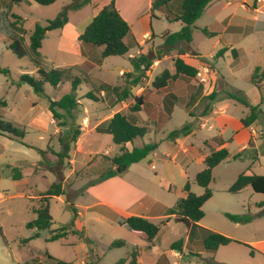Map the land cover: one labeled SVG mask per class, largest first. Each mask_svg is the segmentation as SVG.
<instances>
[{"label": "rangeland", "instance_id": "obj_1", "mask_svg": "<svg viewBox=\"0 0 264 264\" xmlns=\"http://www.w3.org/2000/svg\"><path fill=\"white\" fill-rule=\"evenodd\" d=\"M82 1L57 0L51 5H41L33 0L22 3L0 0V66L11 70L10 76L0 73V101L6 102V106L0 104V115L24 131L25 143L46 151L40 155L36 149L10 136H0V264H51L53 259L45 255V251L55 259L73 264H119L123 258L127 259L123 264H131L135 250L138 252L137 264H207L209 261L215 264H264L262 247L256 243L264 239V194L254 191L249 185L238 193L229 191L243 172L250 170L264 174V119L253 125V129L258 128L259 131L256 129L253 133L256 137L243 153V158H230L213 169L209 185L213 195L204 203L205 215L199 222V226L238 242L220 246L214 254L209 253L210 256L202 258L198 253L204 251L202 239L196 237L191 241L187 226L176 222L174 217L167 224L160 225L153 247L141 234L120 223L127 218L125 213L129 211V214H145L150 221L160 224L167 219V210L187 195L184 191L186 183L190 184L191 192L203 194L205 188L197 184L196 178L205 168V163L198 162L191 153L199 156L198 150L202 154L211 152L205 141L216 145L223 139L228 140L227 149L232 155L242 149L243 144L234 135L250 109L229 98L228 94L241 92L251 104L260 103V92L252 84L251 76L256 67L264 68V30L254 19L258 16L264 22V0H213L193 25L190 45L183 42L177 45L185 52L187 63L201 71L209 69L207 74H203L205 83H201L196 75L192 78L180 76L179 79L184 81L171 80L166 90L157 91L152 86L153 80L163 71L176 72L174 60L181 55L179 50L176 56L162 60L154 70L151 67L146 71V76L132 93L137 95L140 87L144 88L141 93L146 102L138 118L149 132L126 147L132 149L154 141L159 143V147L123 173L111 177L112 180L108 178L96 184L91 192L88 191L93 186L90 183L100 179L110 168H115L110 158L120 153V146L113 142L111 135L98 133L95 127L116 110L127 112L133 99L111 108L107 101L93 100L85 95L102 81L122 86L131 81L137 75L129 74L134 71L132 56L137 54L143 40L139 43L129 36L126 39L129 51L125 55L103 58L102 48L84 43L78 37L98 11L112 0H92L85 5L74 6ZM228 1L230 5L225 6ZM151 2L115 0L137 39H142L147 30L154 32L155 38L148 40L146 50L150 57L155 58L164 43L162 35L181 30L183 23L170 21L167 14L159 10L152 15ZM181 3L182 0H174L170 9L178 12ZM65 8H68V23L46 33L39 58L31 52L19 58L13 52L10 48L12 37H22L28 47L35 25H45L48 20H54ZM231 14L236 15L232 16L233 20L228 18ZM14 15L22 17V22L16 26ZM229 26L231 29L226 32ZM204 29L211 34L205 33ZM223 48L226 51L219 55ZM232 49H236L238 56ZM35 63L46 68L74 67L73 75L84 79L76 91L81 104L74 112L75 123L81 126V135L77 142L71 144L67 153L69 158L62 159L63 165L58 163V156L52 151H62L60 136L69 129L72 121L62 126L53 118L49 102L71 93L72 83L67 81L57 87L46 83L44 95L35 93L28 84L18 85L16 82L22 74L36 73ZM262 87L264 91V83ZM213 92L216 99L212 101L208 95ZM175 93L181 99L176 96L179 99L176 102H179L168 114L164 108L169 103L175 104ZM190 96L193 97L192 104L185 105ZM214 107L218 113L211 114ZM261 108L264 111V103ZM208 109V115L201 117ZM188 122L195 125L191 134L174 139L168 137L170 132ZM203 122L204 126H201ZM191 144L194 148L190 147ZM185 147L191 153L183 152ZM12 166L18 167L22 179L12 178L15 172ZM59 180L63 182L65 193L50 201L51 229L70 224L73 204L80 212L75 222V230L78 231L66 239L47 241L49 230L29 229L27 223L37 216L32 212L36 205L32 200L39 199ZM107 201L121 204L126 209L117 210ZM227 212L250 214L255 218L245 224L234 223L225 216ZM37 232L39 236L23 241ZM179 239L184 241L183 251L171 248ZM115 240H123L125 246L112 247ZM251 250L254 255L250 254ZM176 253L181 256H176Z\"/></svg>", "mask_w": 264, "mask_h": 264}, {"label": "trees", "instance_id": "obj_2", "mask_svg": "<svg viewBox=\"0 0 264 264\" xmlns=\"http://www.w3.org/2000/svg\"><path fill=\"white\" fill-rule=\"evenodd\" d=\"M13 2L22 3L29 0H12ZM41 5H51L57 0H33ZM92 0H83L82 3H76L74 6H81L90 3ZM174 0H152L151 2V14H154L155 10H159L167 14L170 21H180L183 23L181 30L164 34V43L159 47L156 57H150L148 54H140L137 57L132 58L134 71L129 73L137 75L131 80L126 81L125 85H111L107 82H99L94 85L92 90L86 93L85 97L93 100L107 101L108 106L111 108L116 105L127 102L133 99V102L129 105L127 112L118 111L113 116L103 120L96 127L95 130L101 134H110L112 140L116 145L120 146V153L110 158L113 163V167L108 172L101 176L100 179L91 182V185H96L105 181L108 178L117 176L123 173L130 165L138 163L145 159L151 152L155 151L159 147V143L154 141L150 143H144L142 146H133L132 149L126 147L127 143H133L137 138H143L149 129L144 124H141L138 113H140L145 104V98L143 95H133L132 90L137 87L141 79L146 76V71L149 70L155 59H161L167 54L177 52L179 49L177 45L179 43H186L190 45L193 40V25L201 17L202 13L209 6L212 0H182L181 8L178 12H173L170 9V4ZM256 1V0H255ZM16 20L14 25L22 22V17L13 16ZM68 8H65L54 20H48L45 25L37 23L30 36L28 47L24 43L22 37H12L13 42L10 44V48L19 57L22 58L31 52L37 58L40 57L39 49L42 47L43 40L46 37V33L51 30L63 28L68 23ZM204 32L208 35L211 34L207 29ZM213 34V33H212ZM131 36L133 38L132 28L129 22L123 17L121 12L116 6L115 0L103 6L98 13L93 17L92 21L86 26L85 30L79 35L78 39L84 43L92 44L94 46L102 48L101 56L103 58L109 56L125 55L129 51V44L126 39ZM226 48L220 50L219 55H223ZM179 54H184L183 50H179ZM39 61V60H38ZM37 63V61H36ZM35 63V64H36ZM176 72L171 73L169 70L163 71L156 76L152 82V86L157 89H163L167 87L171 80H176L180 76L195 77L199 69L193 65H190L180 55L174 60ZM36 73H24L20 76L16 82L18 85L28 84L33 91L38 95L45 94L44 85L49 83L55 87L61 85L64 82L70 81L72 83L71 93L65 94L62 98L57 100H50L49 110L52 113L54 119L59 120L62 126L69 125V129L60 136V142L63 146L62 151L54 152L58 156V163L63 165V158H69L67 154L70 151L71 144L77 142L81 135V126L75 123L76 115L74 112L80 106V99L76 96V91L79 89L84 79L79 76L73 75L74 67L69 68H46L41 64H36ZM0 73L5 76L11 75V70L8 67L0 66ZM124 74V73H123ZM129 76V75H128ZM88 78V76H87ZM90 80V76H89ZM251 82L261 92V101L257 105H253L249 102L243 93H229V98L239 101L249 107L250 112L241 119V125L243 128H248L253 124L260 122L264 119V111L261 105L264 103V68L258 66L254 70L251 76ZM173 96H175L173 94ZM210 100L216 99V93L213 92L208 95ZM178 100L176 97L175 102ZM0 104L6 106L5 101H0ZM208 111H203L201 117L208 115ZM194 116V114H191ZM195 129L193 122L185 123L180 129H176L168 135L169 138H179L191 134ZM10 136L12 139H16L29 148L36 149L40 155L46 153L45 150L27 144L23 141L25 137L24 131L19 127L14 126L12 123L3 119L0 115V136ZM249 141V146L251 145ZM210 147V153L206 155L204 159L205 168L197 174V184L205 188V192L201 195H196L190 191V184L186 183L184 191H187L185 197H181L177 204L167 210V219L163 220L160 224H156L150 221L148 218L142 216H129L120 223L125 225L128 229L139 232L142 237L148 241L151 245L154 243L160 232V225L167 224L171 217H174L176 222L184 223L188 229L189 239L193 238L202 239L203 250L208 252H215L220 246L228 245L237 240L225 236L221 233L203 228L199 226V222L204 217L203 211L204 203L212 197V191L209 189V185L213 179V169L221 162L228 159H241L243 153L246 150H241L238 153L231 155L225 146H222L225 141H220L216 145H213L210 141H205ZM194 148V145H190ZM199 151V150H198ZM197 151V152H198ZM257 158V157H255ZM15 170L12 174V178L15 180L22 179V173L19 172L17 166H12ZM251 186L254 191L264 194V174H255L254 172L241 173L233 185L229 188V191L233 193L240 192L244 187ZM65 193L62 180L54 182L45 192H43L39 199L35 201L32 207V212L36 214V218H32L28 223L29 229L49 230L50 234L46 237L47 241H54L58 239H66L70 234H74L75 222L78 216L77 208L72 204L73 218L69 225L61 226L56 229H51L53 225V217L50 212V201L54 197H59ZM225 216L234 223H249L254 220V216L250 214H232L225 213ZM39 236L37 232L33 237L23 240L28 242L30 239ZM190 241V242H191ZM125 246L123 240H115L112 247ZM184 241L179 239L171 246L172 249L183 251ZM250 246V245H248ZM254 255L253 250L250 252ZM45 255L53 259L51 264H73L60 259H55L48 251H45ZM138 252L135 250L132 254L131 264H137ZM127 259H120L119 264H123ZM35 263V262H34ZM43 264V263H38ZM207 264H215L209 261Z\"/></svg>", "mask_w": 264, "mask_h": 264}, {"label": "crops", "instance_id": "obj_3", "mask_svg": "<svg viewBox=\"0 0 264 264\" xmlns=\"http://www.w3.org/2000/svg\"><path fill=\"white\" fill-rule=\"evenodd\" d=\"M213 1V0H212ZM211 4V3H210ZM209 4V5H210ZM228 5H230V1H228L226 4H225V6H228ZM257 8H255L254 9V11L257 13ZM259 13H261V12H259ZM232 16H235L236 17V15H233V14H231V15H229L228 16V18L229 19H232L233 20V17ZM228 19V20H229ZM255 21H257L259 24H261V26L263 27V30H264V22H262V21H260L259 20V18H258V16H255ZM180 22V21H179ZM232 25V24H231ZM132 28V27H131ZM151 29H152V27H151ZM231 29V27L229 26V27H227V29H226V32H228L229 30ZM132 33H133V31H132ZM166 33V32H165ZM164 33V34H165ZM168 33H170V32H168ZM164 34L162 35V37H163V39H164ZM133 37L137 40V42H141L142 40H143V43L141 44V47L138 49V51H137V54L135 55V56H132V58H134V57H137V56H139L140 54H147V45L146 44H148L149 42H148V40L151 38V37H153V39L155 38V34H154V32H150L149 30H147V31H145V33L143 34V38L142 39H137L136 37H135V34L133 33ZM139 43L137 44L138 46H139ZM145 45L144 47H142V45ZM189 46V45H188ZM232 51L235 53V55L236 56H238V53L236 52V49H232ZM177 55V52H174V53H172V54H167V55H165V56H163L161 59H155L154 60V62H153V64H152V66L151 67H153V70H154V68L156 67V66H158L161 62H162V60H164V59H166V58H168V57H170V56H172V57H174V56H176ZM185 54H181V56L183 57ZM198 55V54H197ZM199 56V55H198ZM186 56H184L183 58H185ZM124 70H121V72H123ZM128 71H130V70H128ZM124 73V72H123ZM122 73V74H123ZM178 80H183L184 81V79L183 78H177L176 79V82L178 81ZM168 86H169V84L167 85V87H165V88H163V90H166V88H168ZM255 86V85H254ZM256 87V86H255ZM257 88V87H256ZM144 88L141 86L140 87V91L137 93V95H143L142 93H141V91L143 90ZM161 90V89H160ZM259 90V89H258ZM158 91V90H157ZM259 92H260V90H259ZM176 95L174 96V98L176 99V96H178L179 97V99H181V97H180V95L179 94H177V93H175ZM170 95V94H169ZM144 96V95H143ZM144 98H145V96H144ZM178 99V100H179ZM260 101H261V92H260ZM145 102H146V100H145ZM179 102V101H178ZM178 102H175V104H170L169 103V106H168V104L165 106V108H164V111H167V113L168 114H170L171 112H172V110L174 109V106L176 105V104H178ZM192 102H193V97H191L190 96V99L186 102V103H188V104H185V105H191L192 104ZM81 103V102H80ZM118 111H121L120 109L119 110H116L115 112H114V114L116 113V112H118ZM216 113H218V110L216 109V107H214L213 108V110H212V112H211V114H216ZM113 114V115H114ZM112 115V116H113ZM190 116H191V114H189ZM111 117V116H110ZM203 119V118H202ZM102 122V121H101ZM100 123V122H99ZM99 123H97V125L99 124ZM96 125V126H97ZM254 125V124H253ZM250 126V127H248V128H243L242 127V125H241V127L239 128V130H238V132H236V134L234 135V137L237 139V140H239L242 144H243V146H242V149L241 150H247V148H249L250 146H249V141L251 140H253V139H255V137H256V135L255 134H253L254 132H256L255 130L257 129L258 131H259V129L258 128H256V129H253L254 128V126ZM201 126H204V122H203V124H201ZM110 135V134H109ZM245 135V138H241V136H244ZM112 137V136H111ZM136 140V139H135ZM224 141H225V143L222 145V146H225L226 148H227V146H228V143H229V141L228 140H225V139H223ZM179 141H180V139H179ZM128 144V143H127ZM191 145H193V144H191ZM128 148V147H127ZM133 148V147H132ZM240 150V151H241ZM183 152H186V153H191L189 150H188V148L187 147H185V148H183ZM201 151L199 150L198 151V154H199V156H194L192 153H191V155L198 161V162H203L204 163V159H205V157H206V155H208L209 153H206V154H202V153H200ZM231 154V153H230ZM232 155V154H231ZM234 155V154H233ZM117 178V177H116ZM111 180H112V178H111ZM97 187V185H93V186H90L89 187V189H88V191L89 192H91L93 189H95ZM108 202V201H107ZM108 203H110V202H108ZM110 205L113 207V208H116L117 210H121V211H123V210H125L126 209V207L125 206H122L121 204H118V203H110ZM126 216L127 217H129V216H133V215H135V216H142V217H145V218H148V219H150V217L149 216H147V215H145V214H141V213H138V212H132V213H130L129 214V211H127L126 213ZM80 215V212L78 211V216ZM139 233V232H138ZM140 234V233H139ZM256 243H258V244H260L261 245V252L262 253H264V239H262V240H258V241H256ZM154 244H155V241H154V243L152 244V247L154 246ZM231 244V243H230ZM257 244V245H258ZM219 249V248H218ZM199 254H200V256L203 258V256H206V255H209V253H212V254H214L215 252H208V251H199L198 252ZM176 256H181L179 253H176ZM210 256V255H209Z\"/></svg>", "mask_w": 264, "mask_h": 264}, {"label": "built area", "instance_id": "obj_4", "mask_svg": "<svg viewBox=\"0 0 264 264\" xmlns=\"http://www.w3.org/2000/svg\"><path fill=\"white\" fill-rule=\"evenodd\" d=\"M208 68H204V71L199 70L197 73V77L200 79L201 83H205L206 82V78L203 76V74H207L206 72H208Z\"/></svg>", "mask_w": 264, "mask_h": 264}]
</instances>
